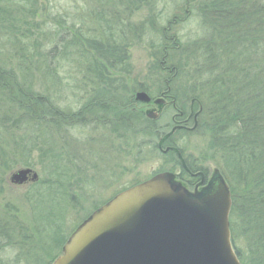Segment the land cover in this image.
I'll use <instances>...</instances> for the list:
<instances>
[{
  "label": "rangeland",
  "instance_id": "obj_1",
  "mask_svg": "<svg viewBox=\"0 0 264 264\" xmlns=\"http://www.w3.org/2000/svg\"><path fill=\"white\" fill-rule=\"evenodd\" d=\"M114 1L119 6L121 0ZM122 1L123 8L116 9L103 0H14L8 6L10 18L0 12V67L16 74L24 88L48 100L52 97L67 114L80 111L98 95L97 90L111 96L106 98L120 97L127 102L144 92L153 100L152 105H138L144 113L157 114L151 121L160 130L155 138L135 120L118 127L110 114L101 112L84 116L76 124L58 123L56 128L41 121L47 125L37 131H16L12 140L0 123V147L6 152L4 157L0 155V264H52L62 254V238L65 242L114 195L157 173L175 174L174 183L190 194L202 193L215 176L229 189L208 146L209 137L196 123L188 125L189 130L177 129L158 147L166 133L181 126L174 124L175 109L188 111L196 100L190 93L196 75L190 69L191 58L196 55L192 46L200 36L202 4L212 0ZM0 7L2 11L1 3ZM119 15L125 22V35L116 39L121 47L116 48L107 30ZM174 19L173 28L165 31ZM165 35L178 45L166 50ZM51 61L59 65L55 83L47 67ZM178 63L182 69L174 77L169 67ZM162 93L169 97L160 105L154 99ZM1 101L0 106L4 104ZM8 116L12 119L5 123L14 128L15 116ZM25 125L27 122L23 128ZM21 139L27 146L31 143L29 149L23 150ZM166 148L177 149L199 179L195 181L186 173L179 178L181 163L172 151L168 152L173 153L174 160H166ZM48 149L54 153L51 159L45 153ZM26 156L31 163L28 169L37 174V181L13 185L9 176L26 169L20 162ZM176 159L179 167H175ZM59 162L62 167L55 168ZM55 170L65 183L60 189H56ZM199 173L204 178L202 185ZM45 180H52L50 196L46 195L48 189H43L39 197L38 186Z\"/></svg>",
  "mask_w": 264,
  "mask_h": 264
},
{
  "label": "trees",
  "instance_id": "obj_2",
  "mask_svg": "<svg viewBox=\"0 0 264 264\" xmlns=\"http://www.w3.org/2000/svg\"><path fill=\"white\" fill-rule=\"evenodd\" d=\"M103 1L116 9H122L125 3L121 0L118 6L114 0ZM0 3L3 5L0 12L10 18L8 10L14 0H0ZM152 3L156 6L155 1ZM202 6L198 19L200 36L192 46V53L196 55L191 58L190 68L193 69V75L196 74L192 77L190 93L192 92L201 106L197 125L208 135V146L211 152L214 151L229 186L230 241L235 255L241 264H264V0H212ZM103 12L105 11L102 14ZM115 20L113 26L109 25L107 32L109 39L114 44L117 43L116 48H121L116 39L121 40L124 37L125 22L120 15L115 16ZM176 22L174 19L164 30L169 31ZM166 35V50L178 45L175 39ZM56 66L59 65H54L53 61L47 65L50 80L54 83L58 77ZM169 69L170 75L178 77L182 66L178 63ZM97 89L94 88L93 91ZM101 92L97 90L95 93L98 95L77 113L67 114L56 106L52 97L48 100L47 97L24 88L16 74L0 67V100L4 103L0 106V123L3 126L1 130L15 140L16 131H37L47 125H41V121L56 128L58 123L66 121L69 122L67 125H72L84 116L92 117L104 112L111 115L118 127L129 126L135 120L140 129L151 133L155 138L159 136L160 130L153 121L146 118L142 107L135 100L127 102L120 97L106 98L109 94ZM9 113L15 116L14 128L7 127L6 123L12 119H9ZM25 122L27 126L23 128ZM23 140V150L29 149L31 143L27 146ZM39 151L43 152L42 149ZM5 153V149L0 147V155L4 157ZM45 153L47 158L54 156L51 149ZM164 158L168 161L170 158L174 160V155L168 152ZM20 162L23 167H31L27 156ZM176 166L179 167L177 159ZM60 167L61 162L55 165V168ZM187 167L194 172L191 165L187 164ZM55 175L58 176L55 178L56 189L64 187L63 176L58 175V170H55ZM181 175H185V171L180 168L179 178ZM51 181L45 180L38 186L39 197L43 194V189H48L46 195L50 196L48 192L53 187ZM63 242L64 238L59 244Z\"/></svg>",
  "mask_w": 264,
  "mask_h": 264
},
{
  "label": "water",
  "instance_id": "obj_3",
  "mask_svg": "<svg viewBox=\"0 0 264 264\" xmlns=\"http://www.w3.org/2000/svg\"><path fill=\"white\" fill-rule=\"evenodd\" d=\"M135 100L150 102L144 92ZM179 128L166 133L158 147ZM168 151L188 171L180 152ZM175 177L157 173L117 194L77 227L52 264H241L230 241L231 198L224 180L215 176L202 193L190 194L174 183ZM27 181H37L28 168L9 176L13 185Z\"/></svg>",
  "mask_w": 264,
  "mask_h": 264
},
{
  "label": "flooded vegetation",
  "instance_id": "obj_4",
  "mask_svg": "<svg viewBox=\"0 0 264 264\" xmlns=\"http://www.w3.org/2000/svg\"><path fill=\"white\" fill-rule=\"evenodd\" d=\"M168 97H169V95H167V94H165V93H162V94H160L159 95V97H157L156 99H154V100H156L160 105H162V104H164V102H165V100L166 99H168ZM152 102H153V100L151 99L150 100V102H148L147 104L149 105V106H151L152 105ZM175 103V102H174ZM173 103V104H174ZM197 106V109L195 110V107L194 106ZM174 106H176V104L174 105ZM175 111H177L176 112V117H177V120H176V118H174V124H175V126H177V125H181V127L183 128L182 130H189L188 128L191 126V125H194L195 123H196V126H197V118H198V116H199V114H200V112H201V106L199 105V102L197 101V100H192V102H191V104H190V106L188 107V111H183V110H181L180 108L178 109V108H176L175 109ZM148 112H154V111H148ZM178 118H181V119H179L178 120ZM188 125H190L189 127H188ZM185 128V129H184ZM183 169V168H182ZM187 169H188V167H187ZM183 171H185V173L189 176V177H191L192 179H195V181H196V179L198 180L199 179V177H195V175L197 174V172H191L189 169H188V171H186V170H183ZM195 181H194V185H195ZM193 185V186H194ZM125 190V189H124ZM123 190V191H124ZM122 192V191H121ZM120 193V192H119ZM118 193V194H119ZM117 195V194H116ZM116 195H114L110 200H108L107 202H109V201H111ZM106 202V203H107ZM105 203V204H106ZM70 237V236H69ZM68 237V238H69ZM68 238H67V240H68ZM66 240V241H67ZM66 241L63 243V245L62 246H64V244L66 243ZM62 249H63V247H61V252H62ZM55 260V259H54ZM51 264V263H50Z\"/></svg>",
  "mask_w": 264,
  "mask_h": 264
}]
</instances>
